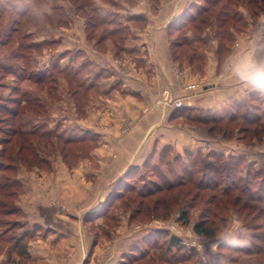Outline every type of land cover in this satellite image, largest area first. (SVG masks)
Masks as SVG:
<instances>
[{"label":"rangeland","instance_id":"rangeland-1","mask_svg":"<svg viewBox=\"0 0 264 264\" xmlns=\"http://www.w3.org/2000/svg\"><path fill=\"white\" fill-rule=\"evenodd\" d=\"M190 1V12L204 6L207 11L196 21L178 25L175 18L155 29L162 25L161 6L178 10ZM214 1L0 0L4 264H264V200H247L250 192L264 197V95L256 106L250 93L221 107L188 106L190 98L208 90L218 95L212 92L220 91L224 58L234 45L264 41V4ZM32 7L50 11L36 16ZM220 15L227 23L220 24ZM157 35L169 47L175 77L155 100L161 113L156 133L149 130L131 160L120 164V144L149 109L116 119L118 103L136 95L123 87L120 74L148 64V49L141 44ZM178 81L191 93H177ZM184 106L191 111H175ZM256 107L263 114L258 123L229 119ZM115 126L119 130L104 148L97 130L109 136ZM187 128L200 136H177L178 129ZM97 204V210L79 213ZM59 206L67 214L56 215ZM234 213L247 227L249 247L218 244ZM206 215L215 236L194 231ZM172 236L179 242L171 243Z\"/></svg>","mask_w":264,"mask_h":264},{"label":"crops","instance_id":"crops-1","mask_svg":"<svg viewBox=\"0 0 264 264\" xmlns=\"http://www.w3.org/2000/svg\"><path fill=\"white\" fill-rule=\"evenodd\" d=\"M192 1L189 3L183 4L182 7H180L178 10L174 8L172 5L169 6V4H165L161 6L160 11L158 14H161L160 20L162 21V25H156L155 29L158 30L160 28H165L167 24L175 19L177 16L181 14V12L186 9L188 6H190ZM155 17V16H153ZM156 18V17H155ZM155 32L156 34L158 33ZM148 37V36H147ZM145 38L142 41L141 46L145 49H148L150 58L147 61V65L141 66L138 70L133 71H127L126 73L120 74L121 78L124 80L126 84H123V87L128 88L132 94H136L135 98H128L127 100H122L118 104V108L116 111V119L119 120L120 116L122 114H136L137 112H141L144 108H149L147 112L144 113V116L141 117L138 125L134 127V129L128 134V136L125 138L122 144H120L119 148V159L120 164L125 160H131V158L134 156V153L136 152V149L142 145L143 139L146 138L148 135L149 130H153L152 136L156 133L157 127L159 126L158 122L161 120V113L160 110L155 108V100L158 98V96L161 94V92L172 86V82L174 80L175 74L173 71V63L170 57L169 47L166 45L165 40L159 39V36H155V40L152 37ZM155 48H154V47ZM152 49V50H151ZM104 60V58H103ZM134 73V74H133ZM135 75V77H134ZM222 80L220 84L218 85V89L220 91L212 92L218 93V95H208V91L204 94L203 97L200 95H195L194 97L190 98L192 101L191 105L192 107H221L228 103L230 100L233 99H241V97H245L247 94L253 92L250 89L245 88L242 84L236 82L232 78L228 76V74L223 71L222 74ZM119 78V80H121ZM125 78H131V80ZM178 80L175 78V81ZM122 81V80H121ZM174 87V83H173ZM177 93H191L189 90H186L183 86V83L181 81H178L175 83V89ZM210 92V93H211ZM206 96V98H205ZM200 97V98H199ZM24 103V102H23ZM194 105V106H193ZM89 128L93 130V127L91 124H89ZM89 129V130H90ZM119 130L118 126H115L111 132L112 134H108V131L105 132L103 130H100L101 139L103 146L108 144L109 141L108 138L115 137L117 133L116 131ZM195 130L192 129H178V135L181 138H191L192 136H200L198 133L194 132ZM198 131V130H196ZM163 137L165 133H162ZM168 134H166L167 136ZM159 137L158 135L156 136ZM162 137V136H161ZM105 139V140H104ZM171 139V137H170ZM165 140V141H171V140ZM148 143V140H147ZM103 147L101 149H104ZM124 166V165H123ZM122 165L120 168L118 166L116 167L118 171H120L117 176H120L122 174L121 170L124 169ZM116 176V177H117ZM115 177V178H116ZM101 204V203H99ZM91 207V206H90ZM88 208L87 210L80 211L79 213L84 214L85 212H92L98 209L100 205H95L91 208ZM42 208V207H41ZM51 208L56 209L55 206H52ZM55 213L56 215H60V212H64L62 214H67L65 211V207L59 206V209L57 208ZM70 213V212H68ZM61 214V215H62ZM74 215V214H73ZM70 239V238H69ZM70 241L75 242V238L70 239ZM85 259V258H84ZM6 260H0V264H4ZM86 260H40L39 264H84ZM94 261V260H92ZM92 263V262H91ZM94 263V262H93ZM90 264V263H89ZM100 264H116V260H101Z\"/></svg>","mask_w":264,"mask_h":264},{"label":"clouds","instance_id":"clouds-1","mask_svg":"<svg viewBox=\"0 0 264 264\" xmlns=\"http://www.w3.org/2000/svg\"><path fill=\"white\" fill-rule=\"evenodd\" d=\"M31 4L32 0H24ZM30 13L43 16L50 11L47 8L32 7ZM224 71L230 78L251 91L264 95V41L259 39L251 45L236 44L224 58ZM247 227L238 214H233L231 224L219 234L218 244L231 248L250 246ZM214 244L212 247H217Z\"/></svg>","mask_w":264,"mask_h":264},{"label":"trees","instance_id":"trees-1","mask_svg":"<svg viewBox=\"0 0 264 264\" xmlns=\"http://www.w3.org/2000/svg\"><path fill=\"white\" fill-rule=\"evenodd\" d=\"M218 0H215V2H217ZM257 4V6H262L264 4L263 1H260V0H254ZM224 8V6H223ZM222 8V9H223ZM221 9V10H222ZM225 12L227 11L226 9H223ZM192 10H190V6H188L186 9H184L181 14L179 16L176 17V20L178 21V25H182V21H186L187 19L191 20V21H196L203 13H205L207 11V8L204 6V7H201L199 9H197V11L195 12H190ZM224 12V13H225ZM226 15V14H225ZM240 18V17H239ZM220 19V20H219ZM219 22H221L220 24H224V23H227L228 21V17L227 16H223L221 17L220 15V18H219ZM173 22H175V20H173ZM170 25H172V22H170ZM228 30V29H227ZM8 38H10L11 36H7ZM7 38V39H8ZM227 38V37H226ZM225 45V43L223 44V46ZM21 46H24L23 44H21ZM21 54V57H24V52H20ZM40 80V78H39ZM260 97H262V94H258V93H255V92H251L250 95H249V99H252L254 101V105L256 106L257 103L255 102V100H258ZM21 104H24L23 101ZM235 106V105H234ZM237 106V105H236ZM5 109L9 110V112H11L13 115H17V109L14 108V107H10V106H4ZM1 108V107H0ZM187 109L186 111L190 112L191 111V108H188L187 106H184V107H179V108H175V111L176 110H179V109ZM257 110L254 111H251V114H248V111H245L241 116H239L236 112L235 113H232L230 115V120H235L236 118H241L243 119L244 121L248 122L249 124L251 123H258L260 120H261V116L264 114L261 113V108L259 107H256ZM259 111V112H258ZM227 113V110L226 108H223L222 111H221V114L223 115H226ZM214 118L216 117V115L213 116ZM243 127V130L246 131L247 129L244 128L246 126H241V129ZM188 152V151H187ZM237 162V160H235L234 164ZM211 164V163H208V165ZM1 165V164H0ZM230 165V164H229ZM228 165V166H229ZM209 167V166H208ZM229 169L232 168V166L228 167ZM229 169H228V175H229ZM251 172V171H250ZM247 173V180L245 181V184L243 186V188H250V180L248 179V176H250L251 173ZM238 187V186H237ZM171 188V186H170ZM248 199L247 200H250V201H256V200H264V197L262 195H257L253 192H250L248 194ZM108 203V201H107ZM141 203H143V200L141 201ZM181 217H187V212L183 211L182 214H181ZM189 219L187 218L185 221L187 222ZM194 231L198 234H203V235H206V236H215L216 233H217V230L216 228L214 227V222L211 221L209 219V215H206V216H203L200 220H198L195 224H194ZM150 238V237H149ZM150 241V239L148 240V242ZM176 241L179 242V239L175 236H172L171 237V243H176Z\"/></svg>","mask_w":264,"mask_h":264},{"label":"built area","instance_id":"built-area-1","mask_svg":"<svg viewBox=\"0 0 264 264\" xmlns=\"http://www.w3.org/2000/svg\"><path fill=\"white\" fill-rule=\"evenodd\" d=\"M181 105H183V102L182 101H177L176 106H181Z\"/></svg>","mask_w":264,"mask_h":264}]
</instances>
